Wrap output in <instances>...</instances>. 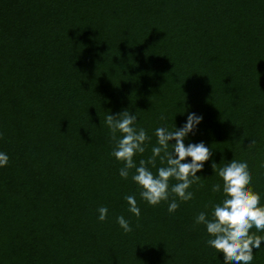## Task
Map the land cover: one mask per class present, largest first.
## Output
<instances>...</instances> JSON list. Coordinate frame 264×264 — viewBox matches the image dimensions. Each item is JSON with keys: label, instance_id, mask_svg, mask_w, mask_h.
<instances>
[{"label": "trees", "instance_id": "trees-1", "mask_svg": "<svg viewBox=\"0 0 264 264\" xmlns=\"http://www.w3.org/2000/svg\"><path fill=\"white\" fill-rule=\"evenodd\" d=\"M124 110L152 137L137 163L158 126L203 116L185 143L211 157L173 213L119 175L105 117ZM0 151V264H224L195 217L232 158L264 204V0H0Z\"/></svg>", "mask_w": 264, "mask_h": 264}, {"label": "clouds", "instance_id": "clouds-1", "mask_svg": "<svg viewBox=\"0 0 264 264\" xmlns=\"http://www.w3.org/2000/svg\"><path fill=\"white\" fill-rule=\"evenodd\" d=\"M137 121V115L128 110L105 117V124L115 141L111 155L123 164L119 169L121 178L127 179L131 173L141 200L153 206L162 201L168 202V211L173 213L178 209L179 202L193 198L194 193L189 189L200 180L202 175L197 173H202L205 162L211 157L210 148L205 142L185 143L186 138L198 130L203 116L189 112L180 127L175 123L171 129L166 124L158 126L151 155L147 159H140L139 163L135 157L145 153L152 137L144 128L137 126ZM157 159L162 166H156ZM8 161L7 153L0 151V167L6 166ZM224 161L219 168L218 164L212 163L214 174L221 178L222 185L214 183L211 190L214 193L222 192V196L212 204L210 214L199 212L195 223L204 226L208 236L207 245L216 250V257L222 253L224 264H252L253 249H261V242L264 241V234H258L264 233V204L260 202L261 194L250 184L252 172L247 161L233 158ZM170 180L176 183L170 185ZM125 200L128 211L139 217L141 210L136 197L127 195ZM98 213V219L104 221L108 208L102 206L98 208ZM117 223L125 233L132 231L123 215L117 217ZM253 228L255 232L251 231Z\"/></svg>", "mask_w": 264, "mask_h": 264}]
</instances>
